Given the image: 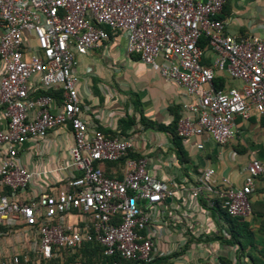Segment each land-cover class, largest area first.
<instances>
[{"label": "built area", "instance_id": "obj_1", "mask_svg": "<svg viewBox=\"0 0 264 264\" xmlns=\"http://www.w3.org/2000/svg\"><path fill=\"white\" fill-rule=\"evenodd\" d=\"M225 2L0 0V186L8 188L0 193V229L20 244L0 264H21L20 256L41 264L89 242L100 244L104 256L144 264L183 249L199 211L212 212L221 202L232 217L251 215L264 161L249 162L241 186L227 177L217 183L213 167L202 169L184 187V211H172L167 200L175 189L155 175L146 157L131 156L133 139L111 137L84 119L74 72L78 55L121 34L129 54L150 66L164 59L160 75L194 97L182 103L178 121L184 143L209 136L226 145L235 136L236 116L264 114V37L229 34L219 18ZM207 51L211 65L203 62ZM218 75L241 85L216 89ZM57 91L60 99L53 95ZM56 128L72 132L66 161L40 171L18 163L26 143L40 144ZM194 145L204 148L202 142ZM123 158L122 177L100 167ZM54 173L63 176L50 182ZM35 178L43 184L37 197L22 200Z\"/></svg>", "mask_w": 264, "mask_h": 264}, {"label": "crops", "instance_id": "obj_2", "mask_svg": "<svg viewBox=\"0 0 264 264\" xmlns=\"http://www.w3.org/2000/svg\"><path fill=\"white\" fill-rule=\"evenodd\" d=\"M219 18L226 23L229 34L264 37V0H226ZM126 44L123 35L110 34L109 40L77 56L74 72L79 77L78 93L84 119L108 131H116L133 121L126 131L134 141V154L146 157L155 175L175 189L170 201L172 208L175 207L172 211H184L187 181L207 167L215 169V182L227 177L233 185L241 186L249 162L253 158L264 161V114L253 113L246 120L236 116L235 136L223 146L209 136L195 138L188 145L182 140L188 161L181 164L168 127L184 113L182 103H191L194 97L187 98L182 90L160 75V67L167 63L164 59H158L154 66L147 65L129 54ZM203 62L211 65L209 51ZM240 85L238 80L225 81L226 89ZM200 142L204 144L203 150L194 145ZM72 144L70 128L53 129L42 143H26L18 163L33 171L55 168L68 159ZM100 167L111 177H122L124 173L122 161L102 163ZM62 176L54 173L50 182ZM42 185L41 179L35 178L21 199L33 200ZM251 208L246 221L255 241L254 253L264 259V176L255 181ZM227 228L225 221L218 220L214 212L199 211L189 227L192 239L172 254L171 260L174 264H239L237 246L223 242L229 237ZM4 231L0 229V258L20 251L19 238L5 235Z\"/></svg>", "mask_w": 264, "mask_h": 264}, {"label": "trees", "instance_id": "obj_3", "mask_svg": "<svg viewBox=\"0 0 264 264\" xmlns=\"http://www.w3.org/2000/svg\"><path fill=\"white\" fill-rule=\"evenodd\" d=\"M109 32V30H108ZM208 40L204 37L200 40V45L203 48H206ZM226 79L222 76H217L213 81V86L216 89L225 88ZM39 93V92H38ZM40 92L39 94H41ZM53 95L61 96L60 92H53ZM179 116H177L175 122L168 127L169 132L173 137V144L175 147L176 154L180 159L181 164H185L188 159L186 152L183 148L182 138L178 135L177 126L179 121ZM124 127H120L116 131H108L100 127V130L105 134L110 135L111 137H126V129L130 128L133 124V121H128ZM132 157H141L136 154H131ZM124 159L120 161L124 162ZM110 163V162H108ZM186 166V165H185ZM107 175V174H106ZM109 176V175H108ZM1 187V186H0ZM8 192V188L1 187L0 193ZM201 205H205V201L201 198ZM218 213L225 223L227 224V233L229 234L228 238H225L223 242L228 246H237V261L239 264H264V259L258 257L254 253L256 245L255 241L249 226V223L246 220H242L237 217H232L228 214L226 209L221 207V202L214 211ZM264 232V228L262 230ZM188 244V243H187ZM20 262L23 264H33L31 261H25L23 256L19 257ZM115 261H120L122 264H135L132 261L123 260L119 256H104L103 248L97 242H89L83 244L76 252H65L61 258H53L50 260L43 261L41 264H114ZM144 264H174L171 260V256H163L155 258L153 261Z\"/></svg>", "mask_w": 264, "mask_h": 264}, {"label": "water", "instance_id": "obj_4", "mask_svg": "<svg viewBox=\"0 0 264 264\" xmlns=\"http://www.w3.org/2000/svg\"><path fill=\"white\" fill-rule=\"evenodd\" d=\"M167 201L170 202V199H168Z\"/></svg>", "mask_w": 264, "mask_h": 264}, {"label": "rangeland", "instance_id": "obj_5", "mask_svg": "<svg viewBox=\"0 0 264 264\" xmlns=\"http://www.w3.org/2000/svg\"><path fill=\"white\" fill-rule=\"evenodd\" d=\"M25 252H26V250H25ZM15 253H17V252H15Z\"/></svg>", "mask_w": 264, "mask_h": 264}]
</instances>
